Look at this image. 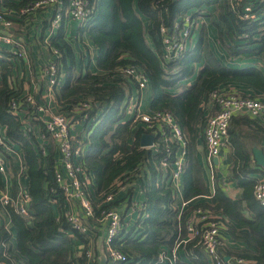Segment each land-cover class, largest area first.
<instances>
[{"label": "trees", "instance_id": "16d2710c", "mask_svg": "<svg viewBox=\"0 0 264 264\" xmlns=\"http://www.w3.org/2000/svg\"><path fill=\"white\" fill-rule=\"evenodd\" d=\"M3 1L9 6L7 0ZM29 1L19 0L18 4L10 5L17 7L18 11ZM93 1L96 14L82 30L87 32L98 50L96 63L100 73L75 72L74 54L61 38V30L52 40V46L60 53L55 61L58 73H65L59 101L72 110L81 102L90 100L87 113L95 118V123L100 120L111 123L97 130V125L93 127L94 122H90L86 166L95 177L94 194L108 190L117 178L133 167L138 169L131 179L143 188L146 216L138 219L125 236L114 239L111 245L125 254L124 264H158L159 252L172 247L177 239L186 235L184 223L188 209L178 218L172 189L165 180L156 178L149 150L139 147V137L145 130L142 126L134 130L132 119L123 123L116 121L122 117L121 105L125 99L126 82H129L120 68L136 65L149 79L150 111L170 112L186 138L184 199L209 195L208 200L194 203L191 208L200 206L227 219L226 231L234 239L244 242L245 247L241 250L221 246V255L264 264V206L253 195L257 179L254 174L260 171V167L255 164L251 151L252 144L259 145L264 140V125L260 119L249 114H235L228 129L232 158L230 174L241 190L238 200H232L218 183L213 192H208L203 186L201 168L197 161L195 163V150L202 142L200 132L205 122L201 106L209 101L213 91H231L264 100V2L255 3L254 18L244 19V2L238 0ZM211 5L215 6L211 20L217 29V39L229 59L234 60L226 64L214 54L207 30L202 27L193 47L175 61L163 63L159 26L171 27L178 16L190 9ZM195 14L191 16L195 17ZM145 20L148 24L146 31ZM145 32L151 37L153 47L147 43ZM6 57L9 54L0 50V124L5 128L6 137L23 153L32 200L28 219L10 206H0L10 218L16 236L14 248L6 249L11 234L0 222V263L86 264L83 252L79 253V241L85 245L87 241L70 228L62 214L58 217L53 210L51 199H62L53 179L54 155H42L35 139L24 134L18 117L9 111L10 100L21 95L10 87L11 64ZM257 61L263 67L255 63ZM181 81H189V84ZM225 86L235 89L224 90ZM213 107L216 109L214 104ZM76 113L77 118L81 117L82 112ZM132 134L134 139L127 149ZM118 151L124 156L114 157ZM2 186L0 175V188ZM185 251L189 260L178 259L175 264H212L197 244V238L185 243ZM97 263L98 259L94 264Z\"/></svg>", "mask_w": 264, "mask_h": 264}, {"label": "built area", "instance_id": "2783aa9c", "mask_svg": "<svg viewBox=\"0 0 264 264\" xmlns=\"http://www.w3.org/2000/svg\"><path fill=\"white\" fill-rule=\"evenodd\" d=\"M244 2V19L254 18L253 7L256 2L264 0H238ZM39 9H51L52 17L49 20L51 28H58L64 16L77 21L85 26L96 14V4L93 0H31L22 5L17 11L19 16L27 17ZM9 10L0 9V25L5 32H0V50L10 47L11 54L16 58L26 56V46L22 39L14 37L12 29V17ZM196 18L188 13L178 16L171 27L161 24L158 28L161 43V61L168 63L175 61L186 50L192 47L191 39L196 28ZM50 51L57 57L60 56L55 46H50ZM49 82L54 85L57 80V67L55 62L46 66ZM123 77L133 83L140 91L149 86V79L143 69L136 65H127L120 68ZM125 101V99H124ZM124 103V111L131 114L135 122L142 124L145 133L153 134L150 145L141 146L150 152V159L154 164L156 178L165 180V184L172 189L173 195L183 171V162L186 156V138L172 114L168 111L142 112L134 102ZM209 102L216 106V112L209 115L201 128L200 136L205 148L206 164L209 170L212 191L217 184L215 173L216 164L222 149L229 144L228 129L231 119L235 114H249L255 118L264 117V100L242 96L236 92L213 91ZM91 107V101L81 102L77 112H82L80 119L86 124L95 123L87 110ZM9 111L17 116L25 135L34 138L42 155L47 153V140L55 145L59 156L54 161L53 179L60 190L64 206L62 216L72 230L81 234L86 242L80 247L79 253L84 254L86 264L94 262V251L97 259L101 254L106 257L105 264H124L125 254L111 245L114 239H121L129 232L126 211L123 213L116 208L117 202H124L126 209H140L139 219L144 218L143 202H139L128 196L130 188L137 186L141 192L143 188L131 179L137 172L133 167L126 174L117 178L113 185L105 192L94 194L93 179L90 170L84 161V152L79 146H74L71 141V130L75 121L62 113H53L44 104L38 103L32 93L20 97H13L9 102ZM42 142H39V140ZM16 149L13 143L6 137L5 128L0 124V173L7 174V159ZM21 163H24L23 161ZM25 171V164L22 165ZM223 182V181H221ZM127 195L119 197L120 192ZM254 198L264 206V167L260 168L259 176L253 186ZM206 197H210L207 195ZM31 195L27 188L18 187L16 196H10L0 188V206H10L17 214L29 218V206ZM57 202L58 198H52ZM189 200H183L177 206L178 218L186 210ZM184 223L186 235L177 239L172 247L163 249L157 257L158 264H175L178 260V248L181 244L197 238V244L205 252L212 264H258L256 261L247 260L237 256L224 259L219 249L224 245L220 233L225 227L227 219L213 214L208 209L198 207L189 208ZM92 228H101V240L99 246H92ZM91 240V241H90Z\"/></svg>", "mask_w": 264, "mask_h": 264}, {"label": "crops", "instance_id": "0c3cea01", "mask_svg": "<svg viewBox=\"0 0 264 264\" xmlns=\"http://www.w3.org/2000/svg\"><path fill=\"white\" fill-rule=\"evenodd\" d=\"M9 2V6L5 4V1L2 2L0 0V9L1 10H9V15L12 17V29L10 33L19 39H22L24 41V44L26 46V56L24 58H16L11 54V48L10 47H3L1 48L2 51L6 52V54H9V57H6V59L9 60L11 66V76H10V87L13 88V90L23 96L27 93H32L38 103L44 104L50 108V111L53 113H64L67 114L66 116L68 118H71L73 121H75L73 128L71 130V141L74 146H79L82 149V152H84V161L86 162V155L88 151V132L89 128L91 129V123L86 124V122L82 119L77 118L75 114H77L76 108L70 109L66 107V104H62L59 101V93L61 91L62 86L65 82V73L64 71L57 70V80L54 85H51L49 82V76L46 73V66L51 63L55 62L57 60V56L52 54L50 51V46H52V40L56 39V36H58V32L61 30V38L66 41V43L71 47L73 54H74V68L75 72L83 74L86 71H90L94 74H99V70L97 68V54L98 50L96 46L94 45L93 41L91 40L90 36L87 34L86 31L82 30L84 29V26L79 24L77 21L64 16L61 20V24L58 28H51L49 25V20L52 17V10L51 9H39L35 11L34 13L30 14L27 17L19 16L17 13V7L14 5H10L11 3L18 4L19 0H7V3ZM195 18H196V28L193 33L192 39H191V45L194 46L198 36L199 32L202 27H205L208 33V39L210 46L214 52V54L222 59L226 64H230L231 61L234 59H229V55L224 50L223 47L220 46V43L217 39V29L212 24L211 17L215 14V6H203L200 9H195ZM211 16H207V15ZM88 25V24H87ZM85 25V27L87 26ZM148 24L146 20L144 21V28L145 31L147 30ZM55 31V32H54ZM0 32H5L3 27L0 25ZM145 37L147 40V43L153 47L152 39L147 33L145 32ZM251 60H248L249 62ZM254 61V60H253ZM255 63H258L260 67L262 66V63L257 61ZM186 84H189V81H184ZM177 87L175 88V91H177ZM235 89L233 86H225L224 90H233ZM126 93H125V104L129 102H134L138 106V108L144 112L149 113L151 112L149 109L150 105V99H151V89L150 86H148L145 90L140 91L133 83L126 82ZM128 101V102H127ZM124 106V103H122ZM122 107V117L117 121H120L121 123L125 121H129L132 119L131 114H127L124 111L123 106ZM102 109V108H101ZM201 109L203 111V115L205 116V119L216 112V109L213 107V105L208 101L207 103L202 104ZM101 112V110H100ZM99 112V113H100ZM260 122L264 125V117L259 118ZM133 120V119H132ZM116 123V124H117ZM134 130L137 127H141L142 124L132 121ZM94 124V125H93ZM92 126H96V129H101L103 127H108L111 123L108 120H100L96 123H93ZM145 133V132H143ZM142 133V134H143ZM141 136V135H140ZM134 139V135L132 134L127 142V149L130 148L132 142ZM39 140V139H38ZM140 140V137H139ZM139 142V147L140 141ZM39 142H42L39 140ZM47 153L53 154L55 159L59 154L57 153L55 149V145L51 142V140H47ZM16 152L11 153L9 158L7 159V174L1 175L2 179V190L6 191L10 196L15 197L18 187H25L28 190V180H27V165L23 156V153L19 146H16L13 144ZM261 149L264 153V140L261 141V143L258 144H252L251 151L253 148ZM106 150H104L102 153H104ZM42 154V153H41ZM196 160L199 167L201 168V175L203 176V186L208 190V192L211 193L212 186L211 181L209 177V170L206 164V157H205V148L203 143L201 142L196 146L195 150ZM231 149H230V142L228 146H225L220 156L217 158V161L214 163L216 164L215 173L217 177V183L220 184L225 191V193L234 201L238 200L241 197V190L239 189L236 180L231 176L230 174V167L232 165V158H231ZM124 154L121 152H116L114 154V157L121 158ZM253 157V152H252ZM254 160V159H253ZM24 163H21V162ZM25 164L26 168L25 171L22 167V165ZM185 163V159L183 162V165ZM195 167V165L193 166ZM131 169V168H130ZM91 172V171H90ZM93 183L95 185V177L93 173L91 172ZM254 176L258 178L259 172L255 173ZM223 181V182H221ZM177 187L175 189V200L177 203V206L181 204V202L184 199V186H183V171L180 176V179L176 182ZM121 194L119 197H122L123 195H127L126 192H120ZM130 197H133L134 200L139 202H144V192H141L137 186H134L129 189ZM31 195V194H30ZM207 195H201L196 196L192 199H189V202L186 206V208L189 210L191 206L194 203L208 200L209 197H206ZM32 198V197H31ZM31 204V203H30ZM53 204V210L55 212V215L59 217L60 214H62V207L64 206V202L62 200H58L57 202H52ZM124 202H117L116 208L120 212L126 211V220L128 223V229L129 231L131 228H133L135 222L140 218L141 211L140 209L137 210H131L130 208L126 209L124 206ZM15 212V211H14ZM145 213V212H144ZM247 214V213H246ZM248 215V214H247ZM246 215V216H247ZM144 216H146L144 214ZM250 216V215H248ZM0 222L4 223L5 228L8 230V232L11 234L10 239L5 245V248L11 247L14 248L15 242H16V236L14 227L12 225V222L7 214H4L3 211L0 210ZM24 217V216H23ZM25 218V217H24ZM28 219V218H26ZM225 228V227H224ZM221 230L220 236L222 240L224 241V245L229 247L231 250H241L245 247L244 242L239 241L231 237V235L226 231L225 229ZM243 228V227H242ZM92 246L96 245L99 246L100 240H101V228H97L94 230L92 228ZM71 234V233H70ZM72 236V235H71ZM91 241V240H90ZM82 246V242L79 241V247ZM94 251V262L97 260V255ZM208 258V257H207ZM178 259L182 261H188L189 258L185 251V244H181L178 248ZM100 258L98 259L99 262ZM0 264H6L4 262ZM98 264V263H97Z\"/></svg>", "mask_w": 264, "mask_h": 264}, {"label": "water", "instance_id": "95a60500", "mask_svg": "<svg viewBox=\"0 0 264 264\" xmlns=\"http://www.w3.org/2000/svg\"><path fill=\"white\" fill-rule=\"evenodd\" d=\"M153 134L151 133H143L140 136V145L141 146H147L150 145L153 141ZM253 152V159L255 161V164L257 166H259L260 168L264 167V153L261 149L258 148H253L252 149ZM214 161H217V158L214 159ZM224 259H228V256H225ZM106 263V257L104 254L100 255V260L98 262V264H105Z\"/></svg>", "mask_w": 264, "mask_h": 264}, {"label": "rangeland", "instance_id": "374dc122", "mask_svg": "<svg viewBox=\"0 0 264 264\" xmlns=\"http://www.w3.org/2000/svg\"><path fill=\"white\" fill-rule=\"evenodd\" d=\"M194 12H195V9H190V10L188 11V14L192 15ZM181 83L183 84V83H185V82H184V81H181Z\"/></svg>", "mask_w": 264, "mask_h": 264}, {"label": "bare ground", "instance_id": "6f19581e", "mask_svg": "<svg viewBox=\"0 0 264 264\" xmlns=\"http://www.w3.org/2000/svg\"><path fill=\"white\" fill-rule=\"evenodd\" d=\"M55 32V31H54ZM57 67V66H56ZM71 228V227H70Z\"/></svg>", "mask_w": 264, "mask_h": 264}]
</instances>
